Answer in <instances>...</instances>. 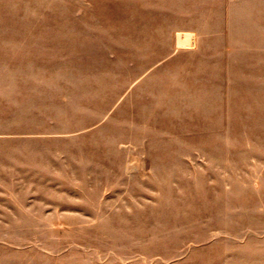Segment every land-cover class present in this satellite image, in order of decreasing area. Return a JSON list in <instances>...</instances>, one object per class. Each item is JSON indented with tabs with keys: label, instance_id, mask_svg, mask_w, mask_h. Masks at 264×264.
Returning a JSON list of instances; mask_svg holds the SVG:
<instances>
[{
	"label": "rangeland",
	"instance_id": "obj_1",
	"mask_svg": "<svg viewBox=\"0 0 264 264\" xmlns=\"http://www.w3.org/2000/svg\"><path fill=\"white\" fill-rule=\"evenodd\" d=\"M0 264H264V0H0Z\"/></svg>",
	"mask_w": 264,
	"mask_h": 264
}]
</instances>
